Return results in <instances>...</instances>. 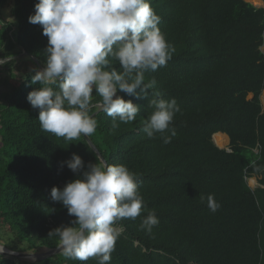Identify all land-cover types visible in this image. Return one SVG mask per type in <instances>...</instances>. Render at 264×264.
I'll return each instance as SVG.
<instances>
[{
  "label": "trees",
  "instance_id": "obj_1",
  "mask_svg": "<svg viewBox=\"0 0 264 264\" xmlns=\"http://www.w3.org/2000/svg\"><path fill=\"white\" fill-rule=\"evenodd\" d=\"M10 1L14 22H0V58L13 55L2 65L12 68L13 81L22 54L43 67L48 38L28 19L38 0H0V10ZM150 6L174 52L166 66L145 72V83L156 80L150 93H160L149 100L175 99L180 110L167 144L163 137L170 132L149 138L143 131L155 110L143 96L118 91L140 111L132 122L117 119L115 128L98 108L89 113L97 120L90 140L109 164L139 175L144 201L140 216L119 222L124 231L110 264H264V7L246 0H150ZM32 75L0 96V232L26 243L25 253L38 254L57 249L59 237L49 232L75 219L50 195L54 186L78 178L64 162L75 153L86 170L97 154L83 135L68 141L42 130L27 96L44 85L33 84ZM93 95L95 105L100 97ZM218 134L228 136L227 149L213 141ZM253 178L256 188L249 185ZM209 194L219 204L215 212ZM150 210L159 223L148 231L141 224ZM44 263L97 264V258L61 253ZM0 264L20 263L0 256Z\"/></svg>",
  "mask_w": 264,
  "mask_h": 264
},
{
  "label": "clouds",
  "instance_id": "obj_2",
  "mask_svg": "<svg viewBox=\"0 0 264 264\" xmlns=\"http://www.w3.org/2000/svg\"><path fill=\"white\" fill-rule=\"evenodd\" d=\"M34 8L29 22L42 26L48 45L43 67L30 70L32 83L44 86L29 92L27 100L39 110L43 131L68 141L81 135L89 138L97 128V120L89 114L93 107L112 117L114 128L117 119L134 121L140 106L118 95L119 91L148 98L155 110L143 131L149 138L168 131L171 136H164L163 142H171L176 132L170 125L180 109L175 99L149 100L150 94L159 97L160 93L149 91L156 84L154 78L145 83V72L166 66L174 52L158 27L161 18L150 0H38ZM109 57L119 61L121 71ZM13 59L7 54L0 58V65ZM49 85H57L59 90ZM94 91L100 97L95 105ZM64 163L78 178L62 189L54 186L50 195L75 219L72 226L61 225L49 236L59 237L60 250L69 259L95 257L97 264H110L124 231L119 222L135 220L144 208L138 190L140 177L124 164H109L99 154L86 170L75 153ZM207 201L210 210L217 211L219 204L212 194ZM158 223L155 210H150L141 228L151 231Z\"/></svg>",
  "mask_w": 264,
  "mask_h": 264
},
{
  "label": "rangeland",
  "instance_id": "obj_3",
  "mask_svg": "<svg viewBox=\"0 0 264 264\" xmlns=\"http://www.w3.org/2000/svg\"><path fill=\"white\" fill-rule=\"evenodd\" d=\"M246 1L251 3L252 5H254L255 7H264V0H257V1L256 0H246ZM12 8H13V2L10 1L3 9L0 10V22L1 23H4V22L13 23L14 22V18L11 15ZM263 52H264V47H263ZM15 66H16V68H18V70H13L14 80L11 81L9 75H10L12 68H8V70H6L2 65H0V96L7 93L8 91H10L11 88L14 87V84L17 85V81H20V80L23 81L24 76L32 73L30 70L33 67H36L35 63H33V61H31L29 58H27L24 54H22L21 56H19L17 58ZM20 84L21 83L18 82V85H20ZM18 85L16 87H18ZM262 103L264 105V93L262 96ZM214 141H215V139H214ZM215 143H216V141H215ZM219 147L223 148V149H225V148L227 149L229 146L225 145L224 146L225 148L221 147V146H219ZM249 185L252 188H256L257 187V180L255 178L249 180ZM0 239H2L4 241L2 243H4L5 246H7L9 249H14V250L18 251L19 253H25L27 244L21 243V242L15 240L13 238L12 234H9V232H7V230L0 232ZM16 261L19 262L20 264H45L44 263L45 261L33 262V261L28 260V259H16Z\"/></svg>",
  "mask_w": 264,
  "mask_h": 264
},
{
  "label": "water",
  "instance_id": "obj_4",
  "mask_svg": "<svg viewBox=\"0 0 264 264\" xmlns=\"http://www.w3.org/2000/svg\"><path fill=\"white\" fill-rule=\"evenodd\" d=\"M24 55H26V54H24ZM32 60L35 63H37V61H36V59L34 57H32ZM251 98H252V96H251ZM100 112H103V111L101 109H99L97 113H100ZM84 138L86 139V141L88 142V144L90 145V147L93 149V151L96 154H99V156H101L100 152L98 151V149L96 148V146L93 144V142L90 140V138H87V137H84ZM213 141H214V137H213ZM221 149H223V148H221ZM0 249H1L0 250V256H2V257H5V258H14V259H28V260L33 261V262L46 261L47 259H49L51 257H54V256H56L58 254L63 253L60 250V246L57 249H55V250H49V251L41 252V253H38V254L14 252V251L9 250L8 248H6V247H4L2 245H0Z\"/></svg>",
  "mask_w": 264,
  "mask_h": 264
},
{
  "label": "bare ground",
  "instance_id": "obj_5",
  "mask_svg": "<svg viewBox=\"0 0 264 264\" xmlns=\"http://www.w3.org/2000/svg\"><path fill=\"white\" fill-rule=\"evenodd\" d=\"M257 1V0H256ZM260 2V1H259ZM214 139L216 141V143L221 146L224 147V145L226 144V142L224 143V141L226 140V137L222 136V135H216L214 136ZM1 250V249H0Z\"/></svg>",
  "mask_w": 264,
  "mask_h": 264
},
{
  "label": "crops",
  "instance_id": "obj_6",
  "mask_svg": "<svg viewBox=\"0 0 264 264\" xmlns=\"http://www.w3.org/2000/svg\"><path fill=\"white\" fill-rule=\"evenodd\" d=\"M263 96V95H262ZM219 135V134H218ZM220 135H222V134H220ZM222 136H224V137H226V140L224 141V143L226 142V144L225 145H230V140H229V138H228V136H226V135H222ZM224 145V146H225ZM225 148V147H224ZM2 246H4L5 247V244L4 243H0ZM43 252H45V251H43ZM19 253V252H18Z\"/></svg>",
  "mask_w": 264,
  "mask_h": 264
}]
</instances>
